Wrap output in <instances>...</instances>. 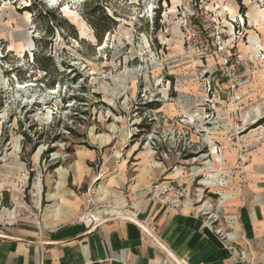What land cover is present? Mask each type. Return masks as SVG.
<instances>
[{
  "label": "rangeland",
  "instance_id": "374dc122",
  "mask_svg": "<svg viewBox=\"0 0 264 264\" xmlns=\"http://www.w3.org/2000/svg\"><path fill=\"white\" fill-rule=\"evenodd\" d=\"M263 150L264 0H0V227L36 223L40 190L45 207L84 194L80 217L113 209L92 199L121 164L116 197L142 173H159L148 190L179 173L188 202L214 213L228 175L264 173Z\"/></svg>",
  "mask_w": 264,
  "mask_h": 264
},
{
  "label": "crops",
  "instance_id": "0c3cea01",
  "mask_svg": "<svg viewBox=\"0 0 264 264\" xmlns=\"http://www.w3.org/2000/svg\"><path fill=\"white\" fill-rule=\"evenodd\" d=\"M218 134L214 141L222 142ZM226 156L223 164L236 160L228 152ZM261 162L264 150L254 154L252 166ZM223 164H217L219 170ZM121 165L108 190L103 187L107 191L101 189L93 196L95 205L107 202L109 208L114 207L95 211L96 219L87 214L80 217L90 203L84 194L51 193L48 202L55 204L45 207L40 190V196L33 199L39 211L34 214L37 224L7 222L0 227V264H163L165 259L167 264H243L240 253L254 259V264H264V173L253 170L245 176L241 171L230 181L229 171L222 169L216 176L228 175L227 181L233 184L220 187L222 202L213 213L211 202L201 198L203 204L198 207L188 199L163 202L157 191L148 190L152 180L159 178L155 171L150 176L141 174L140 194L136 189L129 197H116L127 184L125 165ZM75 177L80 183L83 173L76 172ZM127 206L133 209L131 217L120 211ZM16 215L15 210L9 212L13 218ZM221 229L218 234L216 230ZM227 233L231 248L222 240Z\"/></svg>",
  "mask_w": 264,
  "mask_h": 264
},
{
  "label": "built area",
  "instance_id": "2783aa9c",
  "mask_svg": "<svg viewBox=\"0 0 264 264\" xmlns=\"http://www.w3.org/2000/svg\"><path fill=\"white\" fill-rule=\"evenodd\" d=\"M249 82H250V80L248 77L245 79H240L239 85L237 84V86L243 87V86H246ZM237 86L234 85V88ZM215 148L217 149V147H215ZM217 151L219 153L218 149H217ZM217 151H216V153H217ZM211 152H212V150L209 152V155L212 154ZM196 168H199V167H196ZM196 174H195V176H197ZM197 177H202V175L197 176ZM203 177L205 179V175H203ZM217 178H219V177H217ZM217 180L218 179H216L215 183L213 185H211L210 187H213V186L217 187L218 186ZM153 190L158 192V198L161 199L163 202H168L169 200L172 199V200L177 201V203H179V202H182L188 198V193H186L185 186L183 183V177L179 173L175 174L174 179L166 180L162 183H157L154 186ZM39 196H40L39 192L33 193L34 198H38ZM128 216H133V213L131 211L130 212L128 211ZM91 217L96 219L95 215H91ZM216 231L218 234L222 232V230H216ZM231 239H232L231 234H229V233H227L225 236L222 237L224 244L230 248L233 246ZM239 257L242 260L243 264H254V259L246 257L244 253H240ZM163 264H167L166 259L163 261Z\"/></svg>",
  "mask_w": 264,
  "mask_h": 264
},
{
  "label": "trees",
  "instance_id": "16d2710c",
  "mask_svg": "<svg viewBox=\"0 0 264 264\" xmlns=\"http://www.w3.org/2000/svg\"><path fill=\"white\" fill-rule=\"evenodd\" d=\"M53 11H56V10L52 9L51 11H47V12H45V15H44V16L41 15V17H43V18L45 19L46 24H47L48 28H50V30H52L50 23H53V22H54V23H56V26L59 25V24H58L59 19H58L57 15H56ZM103 13H104V12H103V11L101 10V8L98 6V7H96V8H95V9L89 14V17L92 18V20H97V19H99V16L102 15ZM92 24L94 25L95 29L98 28V27L93 23V21H92ZM59 26L61 27V25H59ZM105 31H106V32L109 31L108 27L105 28ZM99 38H100V41H101V40H102V37H99ZM37 62H38V64H39V59H37ZM39 65H40V64H39ZM40 68H42L43 71L47 72V67L40 65Z\"/></svg>",
  "mask_w": 264,
  "mask_h": 264
},
{
  "label": "bare ground",
  "instance_id": "6f19581e",
  "mask_svg": "<svg viewBox=\"0 0 264 264\" xmlns=\"http://www.w3.org/2000/svg\"><path fill=\"white\" fill-rule=\"evenodd\" d=\"M214 172H217L216 170L214 171ZM112 210V209H111ZM107 212L109 213V211L107 210ZM124 215L123 216H126V215H128L127 214V211L125 212V213H123ZM131 217V216H130ZM121 219H122V217H121Z\"/></svg>",
  "mask_w": 264,
  "mask_h": 264
}]
</instances>
